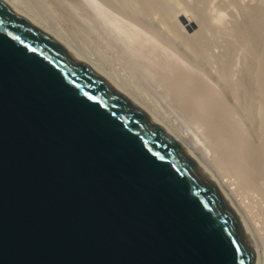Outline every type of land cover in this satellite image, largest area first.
<instances>
[{"label":"water","instance_id":"obj_1","mask_svg":"<svg viewBox=\"0 0 264 264\" xmlns=\"http://www.w3.org/2000/svg\"><path fill=\"white\" fill-rule=\"evenodd\" d=\"M0 264H257L191 156L7 0Z\"/></svg>","mask_w":264,"mask_h":264},{"label":"bare ground","instance_id":"obj_2","mask_svg":"<svg viewBox=\"0 0 264 264\" xmlns=\"http://www.w3.org/2000/svg\"><path fill=\"white\" fill-rule=\"evenodd\" d=\"M7 1L191 156L264 264V0L230 26L209 0Z\"/></svg>","mask_w":264,"mask_h":264},{"label":"rangeland","instance_id":"obj_3","mask_svg":"<svg viewBox=\"0 0 264 264\" xmlns=\"http://www.w3.org/2000/svg\"><path fill=\"white\" fill-rule=\"evenodd\" d=\"M81 1L84 4V6L90 11V14L96 13L95 8H97L96 5L99 6V0H81ZM208 2H210V3H208ZM208 2L205 4V7L207 8V10L206 9L205 10L206 11L209 10L208 14H210V10L212 8L215 10L212 9L214 12H211V14L216 13L217 12L216 9H218V8H219V12L221 11L220 9H222V12L224 13V16H223L224 19H222V21L223 20L226 21V23H225V21H223V25L224 26H230L233 23V21L240 16V12L238 9L239 2L241 3L240 5H247V4L250 5V4H253L254 0H238V1L233 0V2L231 0H209ZM261 3H262L261 5L264 7V1H262ZM207 5H210V6L207 7ZM104 11H106V10L104 9ZM220 14H222V13H220ZM221 22H219V23H221ZM219 25H221V24H219ZM158 52L160 53L159 48H158ZM116 54L121 57L119 50H116ZM175 63H179V61L177 60Z\"/></svg>","mask_w":264,"mask_h":264}]
</instances>
